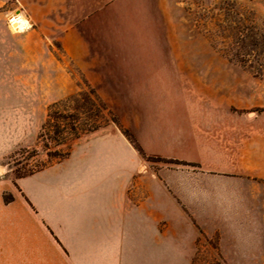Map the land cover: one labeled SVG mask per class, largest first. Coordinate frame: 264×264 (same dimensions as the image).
<instances>
[{
  "label": "crops",
  "instance_id": "0c3cea01",
  "mask_svg": "<svg viewBox=\"0 0 264 264\" xmlns=\"http://www.w3.org/2000/svg\"><path fill=\"white\" fill-rule=\"evenodd\" d=\"M17 1L44 23L114 0ZM144 82L169 90L124 108L143 154L107 125L19 178L10 200L0 190V264H264V130L228 112L221 91Z\"/></svg>",
  "mask_w": 264,
  "mask_h": 264
},
{
  "label": "rangeland",
  "instance_id": "374dc122",
  "mask_svg": "<svg viewBox=\"0 0 264 264\" xmlns=\"http://www.w3.org/2000/svg\"><path fill=\"white\" fill-rule=\"evenodd\" d=\"M78 11L32 23L17 0H0L5 200L20 190L19 176L70 150L78 137L66 131L67 116L82 136L114 121L122 126L133 97L156 90L162 102L169 89L146 88L147 80H190L202 87L179 90L221 91L228 112L264 130V0H114L81 9L88 17L71 16ZM17 15L27 20L21 31L10 20ZM72 19L79 22H66ZM51 106L55 117L44 127Z\"/></svg>",
  "mask_w": 264,
  "mask_h": 264
},
{
  "label": "trees",
  "instance_id": "16d2710c",
  "mask_svg": "<svg viewBox=\"0 0 264 264\" xmlns=\"http://www.w3.org/2000/svg\"><path fill=\"white\" fill-rule=\"evenodd\" d=\"M92 92V91H91ZM91 104L92 105H94V103L91 101ZM51 108H53V106H51V107H49V111H48V118L46 119V121H45V124H44V127L46 126V124L47 123H49L50 121H51V119L53 118V117H55V112L54 111H52L51 110ZM101 108L104 110L105 109V107L103 106V105H101ZM72 116H67V118H69L68 119V121H67V123H66V131L68 130V131H73V132H75L76 133V135H77V137H80V134H78V132H77V125H76V122H75V118H71ZM65 119H66V117H65ZM70 119H72V121L70 120ZM75 122V123H74ZM114 123L120 128V130L123 132V134L130 140V142L137 148V150L141 153V154H143V151H142V149L140 148V146H139V144H138V142L135 140V138L133 137V135L127 130V129H125V128H123L122 126H120L116 121H114ZM44 127H42V128H44ZM95 129H97V128H93V130H95ZM90 131V130H89ZM92 131V130H91ZM69 154V151L68 152H66L65 154H64V156L62 157V158H64L65 156H67ZM33 172V171H32ZM32 172H29V173H27V174H24V175H21V176H19V177H23V176H27L28 174H30V173H32Z\"/></svg>",
  "mask_w": 264,
  "mask_h": 264
},
{
  "label": "bare ground",
  "instance_id": "6f19581e",
  "mask_svg": "<svg viewBox=\"0 0 264 264\" xmlns=\"http://www.w3.org/2000/svg\"><path fill=\"white\" fill-rule=\"evenodd\" d=\"M12 25L17 29L18 31L23 30L27 26V20L20 15L13 16L11 19Z\"/></svg>",
  "mask_w": 264,
  "mask_h": 264
}]
</instances>
